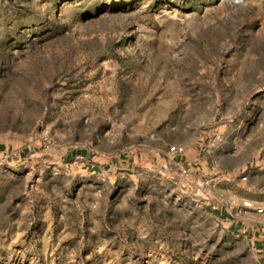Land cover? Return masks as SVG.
Instances as JSON below:
<instances>
[{
    "label": "rangeland",
    "instance_id": "1",
    "mask_svg": "<svg viewBox=\"0 0 264 264\" xmlns=\"http://www.w3.org/2000/svg\"><path fill=\"white\" fill-rule=\"evenodd\" d=\"M0 264H264V0H0Z\"/></svg>",
    "mask_w": 264,
    "mask_h": 264
},
{
    "label": "built area",
    "instance_id": "2",
    "mask_svg": "<svg viewBox=\"0 0 264 264\" xmlns=\"http://www.w3.org/2000/svg\"><path fill=\"white\" fill-rule=\"evenodd\" d=\"M169 150H171L173 152H178V151H181V148H178L176 146H170ZM243 205L246 206V207H252V204L249 201L243 202ZM256 211L260 212L261 208H258Z\"/></svg>",
    "mask_w": 264,
    "mask_h": 264
}]
</instances>
